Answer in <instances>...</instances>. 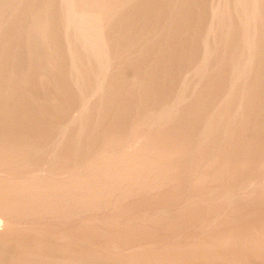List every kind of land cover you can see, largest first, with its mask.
I'll return each instance as SVG.
<instances>
[{
	"label": "rangeland",
	"instance_id": "1",
	"mask_svg": "<svg viewBox=\"0 0 264 264\" xmlns=\"http://www.w3.org/2000/svg\"><path fill=\"white\" fill-rule=\"evenodd\" d=\"M0 264H264V0H0Z\"/></svg>",
	"mask_w": 264,
	"mask_h": 264
},
{
	"label": "bare ground",
	"instance_id": "2",
	"mask_svg": "<svg viewBox=\"0 0 264 264\" xmlns=\"http://www.w3.org/2000/svg\"><path fill=\"white\" fill-rule=\"evenodd\" d=\"M1 224V223H0Z\"/></svg>",
	"mask_w": 264,
	"mask_h": 264
}]
</instances>
